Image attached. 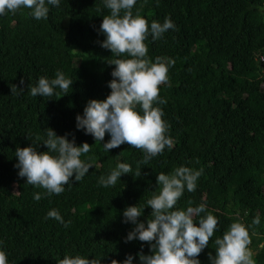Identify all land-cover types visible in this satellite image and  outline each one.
Returning <instances> with one entry per match:
<instances>
[{"label": "trees", "instance_id": "obj_1", "mask_svg": "<svg viewBox=\"0 0 264 264\" xmlns=\"http://www.w3.org/2000/svg\"><path fill=\"white\" fill-rule=\"evenodd\" d=\"M46 5L47 19L36 20L28 8L0 15V250L8 264H57L65 255L122 264L129 254L140 264L136 254L141 249L151 254L150 246L125 242L134 225L123 222V210L145 207L140 219L146 223L152 218L147 200L160 187L157 175L181 166L202 168L203 174L196 191L185 190L173 210L204 204L195 222L208 213L218 218V229L198 257L201 264H211L215 239L234 222L249 227L252 258L264 264V64L257 59L264 55V0H137L133 14L139 11L149 25L165 18L176 25L160 39L145 41L153 63L157 57L175 61L168 83L160 86L166 103L154 104L163 110L174 144L147 165L138 164L143 150L125 143L106 152L109 134L100 143L76 128L87 102L111 92L115 66L107 62L130 58L101 47L106 37L98 29L110 14L104 0H60L58 7L46 0ZM57 71L74 81L68 95L59 88L52 97L30 95L40 77L54 79ZM12 84L25 89L13 94ZM137 111L142 114L139 105ZM49 127L58 135L69 133L70 140L74 135L78 146L92 145L80 157L92 164L89 172L51 196L27 184L15 167L18 146L48 150L43 142ZM119 163L130 164L132 173L114 186L100 185L99 178ZM35 193L42 199L36 201ZM52 209L70 224L46 218ZM257 215L260 224L253 226Z\"/></svg>", "mask_w": 264, "mask_h": 264}, {"label": "clouds", "instance_id": "obj_2", "mask_svg": "<svg viewBox=\"0 0 264 264\" xmlns=\"http://www.w3.org/2000/svg\"><path fill=\"white\" fill-rule=\"evenodd\" d=\"M136 3L137 0H104V7L110 10V14L103 16L98 29L106 37L101 47L109 49L117 57L126 54L130 58L107 62L115 66L111 72L113 79L108 82L111 92L106 99H90L87 102L83 114L76 116V128L84 130L85 134L92 135L100 143L106 133L109 134L110 139L103 143L106 152L125 143L143 150L145 155L138 164L147 165L153 157L163 154L166 147L171 149L174 144L166 135L169 125L162 119L163 110L154 107V104L166 103L160 97V86L168 83L169 67L175 61L157 57L153 63L148 57L149 49L145 41L149 36L153 40L160 39L168 30H175L176 25L170 18H165L162 24L153 20L149 25L139 11L133 14ZM47 4L58 7L60 0H47ZM21 8L31 9V15L36 20L47 19L49 13L46 0H0V15L15 14ZM73 82L63 72L57 71L54 79L40 77L37 85L30 88V95L52 97L59 95L55 91L59 88L65 96L72 89ZM20 84H24L23 79ZM24 89L12 84L11 93L17 94V90L23 92ZM137 105L142 114L137 111ZM69 135H58L49 127L47 139L43 142L47 151L40 152L32 144L23 148L18 146L15 150L18 176L26 178L27 184L46 190L44 195L48 196L62 194L65 186L73 183V177L76 182L82 180L92 164L80 157L89 153L92 145L84 142L78 146L75 136L70 140ZM132 171L130 164L119 163L106 178L101 176L98 183L104 187L114 186L122 175ZM202 174V168L195 170L185 166L175 168L170 174L159 173L156 180L159 191L147 200L152 218L146 223L140 219L145 207L134 205L123 210V222L134 225L125 242L138 240L150 246L151 254H145L143 249L136 254L140 264H201L198 257L209 246L218 229V218L208 213L198 223L195 222V217L206 211L204 204L187 207L186 210L173 209L185 190L196 191ZM140 176V170L133 175L134 178ZM34 199L41 200L42 194L35 193ZM46 218H52L65 227L70 224L56 209L50 210ZM259 224L260 217L257 215L252 225ZM255 234L253 231L252 235ZM251 242L249 227L242 222H234L222 238L215 239V255L209 252L208 258L211 264H255L254 253L249 247ZM134 259L129 254L122 264H133ZM0 264H8L3 250H0ZM57 264H101V260L65 255ZM111 264L121 262L113 259Z\"/></svg>", "mask_w": 264, "mask_h": 264}, {"label": "built area", "instance_id": "obj_3", "mask_svg": "<svg viewBox=\"0 0 264 264\" xmlns=\"http://www.w3.org/2000/svg\"><path fill=\"white\" fill-rule=\"evenodd\" d=\"M258 61L264 64V55L257 57Z\"/></svg>", "mask_w": 264, "mask_h": 264}]
</instances>
